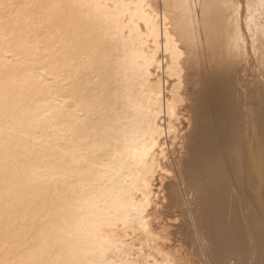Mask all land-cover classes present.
Returning <instances> with one entry per match:
<instances>
[{"label":"bare ground","instance_id":"bare-ground-1","mask_svg":"<svg viewBox=\"0 0 264 264\" xmlns=\"http://www.w3.org/2000/svg\"><path fill=\"white\" fill-rule=\"evenodd\" d=\"M161 1L0 0V264H264V0Z\"/></svg>","mask_w":264,"mask_h":264},{"label":"rangeland","instance_id":"rangeland-1","mask_svg":"<svg viewBox=\"0 0 264 264\" xmlns=\"http://www.w3.org/2000/svg\"><path fill=\"white\" fill-rule=\"evenodd\" d=\"M158 2L160 3V5H162L163 4V2L161 1V0H158ZM162 2V3H161ZM164 6H165V8L167 9V14H169V17L170 18H172L173 20H172V23H173V21H174V18H175V12H176V10L175 9H173L172 8V6H170V4H169V2H168V0H165V3H164ZM174 24V23H173ZM186 129V128H185ZM183 130V132L185 133V134H187L188 133V129H186V130ZM187 133H186V132ZM185 144H183L181 147L180 146H176V147H174V150L175 151H173V153L171 152V162L174 164V159L175 160H177L178 158H180V157H182V155L185 153L184 151H185V146H184ZM183 146H184V149H183ZM180 147V148H179ZM178 150H180V151H178ZM180 152V153H179ZM184 152V153H183ZM175 153V154H174ZM178 153H179V157L177 156L178 155ZM176 155V157L177 158H175L174 156ZM174 161V162H173ZM175 171V170H174ZM176 173V172H175ZM183 200H184V203H185V207L188 209V206H187V201L183 198ZM174 219V218H173ZM172 218H171V220H170V218L169 219H167V230L168 231H170V234H171V238H173V239H171L172 240V242H171V244H172V246H174L175 248H176V250H177V247H178V245H179V247H178V249H180V245L181 244H183V242L180 244V242L183 240V237L181 236V238H180V235L182 234L181 233V230L179 229L180 227V225H181V219H175V221L173 220ZM171 221V222H170ZM168 224H170V225H168ZM169 226V227H168ZM170 229V230H169ZM171 232H173V233H171ZM175 233V234H174ZM176 236V237H175ZM175 238V239H174ZM179 239V240H178ZM175 240V241H174ZM177 240V241H176ZM181 240V241H180ZM174 242V243H173ZM176 242V243H175ZM178 244V245H177ZM204 254V253H203ZM205 255V254H204ZM203 255V256H204ZM196 257H198L197 258V260H196ZM200 258V255H192V259H194L193 261L195 262L194 264H196V263H198V264H200V262H201V264L203 263V264H208L206 261L204 262L201 258ZM203 259L204 260H206V257L204 256L203 257ZM200 262H199V261ZM197 261V262H196Z\"/></svg>","mask_w":264,"mask_h":264}]
</instances>
